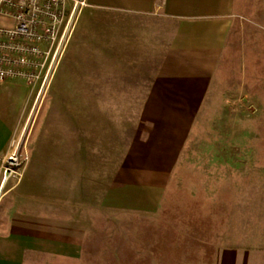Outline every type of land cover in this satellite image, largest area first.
Wrapping results in <instances>:
<instances>
[{
  "label": "crops",
  "instance_id": "obj_1",
  "mask_svg": "<svg viewBox=\"0 0 264 264\" xmlns=\"http://www.w3.org/2000/svg\"><path fill=\"white\" fill-rule=\"evenodd\" d=\"M236 3L86 0L50 81V109H36L27 159L0 182V264H89L92 211L160 209ZM8 144L0 122V154ZM212 264H264V162L230 191Z\"/></svg>",
  "mask_w": 264,
  "mask_h": 264
},
{
  "label": "rangeland",
  "instance_id": "obj_2",
  "mask_svg": "<svg viewBox=\"0 0 264 264\" xmlns=\"http://www.w3.org/2000/svg\"><path fill=\"white\" fill-rule=\"evenodd\" d=\"M236 6V23L160 209L92 211L96 255L89 264H212L230 191L246 169L264 162V0ZM8 81L0 82V122L10 128L0 182L24 165L36 109L51 105V80L40 94V83Z\"/></svg>",
  "mask_w": 264,
  "mask_h": 264
},
{
  "label": "built area",
  "instance_id": "obj_3",
  "mask_svg": "<svg viewBox=\"0 0 264 264\" xmlns=\"http://www.w3.org/2000/svg\"><path fill=\"white\" fill-rule=\"evenodd\" d=\"M85 5L86 0H0V82L40 83V94L65 51L76 14Z\"/></svg>",
  "mask_w": 264,
  "mask_h": 264
},
{
  "label": "bare ground",
  "instance_id": "obj_4",
  "mask_svg": "<svg viewBox=\"0 0 264 264\" xmlns=\"http://www.w3.org/2000/svg\"><path fill=\"white\" fill-rule=\"evenodd\" d=\"M8 175H6V178H7Z\"/></svg>",
  "mask_w": 264,
  "mask_h": 264
}]
</instances>
